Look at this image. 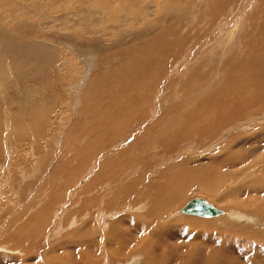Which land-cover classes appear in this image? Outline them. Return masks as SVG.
<instances>
[{
	"label": "rangeland",
	"instance_id": "obj_1",
	"mask_svg": "<svg viewBox=\"0 0 264 264\" xmlns=\"http://www.w3.org/2000/svg\"><path fill=\"white\" fill-rule=\"evenodd\" d=\"M15 1L0 0V37L58 48L49 47V61L38 55L36 65L23 60L13 71L0 38V264H106V225L99 222L98 233L93 227L97 205L121 231L155 243L158 258L148 264H193L181 249L201 234L198 239L210 243L205 236L211 226L232 228L228 210L240 215L251 205L264 208V193L258 196L254 188H264V0H149L157 13L149 33L121 39L116 47L112 35L103 33L104 55L92 61L90 75L73 49L79 37L60 32L52 38L56 27L42 28L41 15L16 5L39 13V0ZM66 59L67 78L58 67ZM243 178L247 189L229 195L230 182ZM169 185L179 193L164 204L167 216L155 215L156 225L143 212ZM195 197L223 215L181 214ZM162 222L170 226L163 229ZM144 225L155 228L148 235L137 232ZM140 258L107 264H143Z\"/></svg>",
	"mask_w": 264,
	"mask_h": 264
},
{
	"label": "bare ground",
	"instance_id": "obj_2",
	"mask_svg": "<svg viewBox=\"0 0 264 264\" xmlns=\"http://www.w3.org/2000/svg\"><path fill=\"white\" fill-rule=\"evenodd\" d=\"M3 1V0H1ZM15 1V0H14ZM8 2H13V0H8ZM16 2V1H15ZM38 2V1H37ZM39 2L41 3V10L39 11V13L34 12L33 9H29L26 8L23 9V7L19 6L17 3V7L18 9H20L21 11H25L27 14H34V16L37 15H41V18L44 19V21L42 22V28L46 29V28H50V27H56L52 32H51V37L56 39L55 37H53L55 34H58L60 32H63L62 36L65 38L64 33L65 32H70V38L71 37H79L80 38V42H74V44H72L70 41L69 43L71 45H74L73 49H75L78 53V55H82V57L84 59H82L80 62L84 65L87 66V69L85 71V73H88L90 75L91 70L93 69V60H95L96 58H98L99 55H104L101 54L103 52V50L106 48L104 47V44H101L99 42V40L102 39V37L106 34H110L112 35V37L114 38L115 42H113L112 44H114V46L112 47H116L118 46L119 40L122 39V41L126 38V37H130L131 36L133 38H139L142 37L144 34L147 35V33H149V22L151 21L152 17H156L157 13L154 11H151V9H149V7H151V5H148V3L151 4V1L149 0H80V3L78 5H76L75 3H70V0H39ZM35 4V3H34ZM248 4V3H247ZM14 5V4H13ZM15 5V6H16ZM33 5V4H32ZM135 5V6H134ZM253 5V4H252ZM25 7V5H24ZM11 8V6H10ZM33 8H35L33 6ZM36 9V8H35ZM14 10V9H12ZM61 10H64V12L60 13ZM67 10V11H65ZM199 11V10H198ZM37 13V14H36ZM49 13H54V15L52 16V18L47 19V17L49 16ZM20 14V13H19ZM18 16V15H17ZM16 17V15L12 14V17ZM26 19V18H25ZM47 19V20H46ZM15 20V19H14ZM27 20V19H26ZM17 21V20H16ZM13 21V22H16ZM23 22V21H22ZM25 22V21H24ZM107 24L106 26L104 25ZM27 24V22H26ZM39 24V23H38ZM18 25V24H17ZM24 25V24H23ZM29 25V24H28ZM40 26V25H39ZM15 28V27H14ZM155 28V27H154ZM17 29V27H16ZM41 29V28H40ZM153 29V28H152ZM64 30V31H63ZM45 31V30H44ZM43 31V32H44ZM151 31V30H150ZM48 31L43 33V36H47L46 33ZM134 32V33H133ZM17 33V32H16ZM103 33H106L104 35H102ZM5 34L1 35L2 37V46L4 48V50L8 53L10 59H11V65L13 66L12 69L13 71H15L14 69V65L18 64V63H22L23 60H28L30 63L36 65L39 58H37L38 55H40V58L43 59V63L49 61V47H52V52H55L56 49L58 48L57 46H49L47 45V43H37V42H32V41H22L19 39V41H16V39H14V41H11L8 37L4 36ZM0 37V38H1ZM177 39V38H176ZM151 40V39H150ZM149 43V42H148ZM57 45V44H56ZM133 45V44H132ZM108 47V46H107ZM110 47V46H109ZM111 47V48H112ZM131 48V47H130ZM130 48L128 49V51L130 50ZM23 49V50H21ZM36 49L37 51L35 53H33V50ZM113 49V48H112ZM115 49V48H114ZM113 49V50H114ZM148 49V48H147ZM27 50L31 53L27 54ZM73 51V50H71ZM125 51V50H124ZM4 52V53H6ZM33 53V54H32ZM64 54V53H63ZM74 54V53H73ZM3 55V54H2ZM154 55V53L152 54ZM7 56V55H6ZM62 56V55H60ZM110 56V55H109ZM112 56V55H111ZM154 57V56H153ZM62 58V57H61ZM6 59V57H5ZM9 59V58H8ZM104 59V58H103ZM108 59V58H107ZM70 60V58H69ZM69 60H62L60 63V71H63L62 65L65 62L67 65L71 64ZM73 60V59H72ZM98 60V59H97ZM100 60V65L102 63H104L102 61V59ZM143 60V59H142ZM145 60V59H144ZM59 61V59H58ZM151 61V60H150ZM141 62V61H140ZM146 62V61H145ZM51 64V63H50ZM72 64L75 66L78 64L77 60L74 59V61L72 62ZM93 64V65H92ZM99 64V63H98ZM112 64V63H111ZM10 65V66H11ZM29 65V64H28ZM109 65V64H108ZM72 67V66H71ZM79 68V67H78ZM100 68V67H99ZM73 69V68H72ZM77 69V68H76ZM50 70V69H49ZM48 70V71H49ZM0 72L1 69H0ZM18 72V71H17ZM69 69L67 68V71H65L63 74L65 75L64 77L67 78V75H72L69 74ZM4 74V73H3ZM30 74V73H28ZM5 75V74H4ZM16 75V74H15ZM9 76V75H8ZM7 76V79H8ZM61 78V77H60ZM63 78V77H62ZM84 81V79H83ZM4 82V81H3ZM82 82V81H81ZM22 83V82H21ZM31 87V86H30ZM38 93V92H37ZM78 96V95H77ZM27 99V98H25ZM31 100V99H30ZM76 100V99H75ZM81 102V101H80ZM22 103H24L22 101ZM23 108V107H22ZM78 108V107H77ZM72 109V108H71ZM156 109V108H155ZM148 112V111H147ZM152 113V112H151ZM223 113V112H222ZM135 114V113H134ZM148 114V113H147ZM153 114V113H152ZM201 114V113H200ZM199 113H196V117L194 118L196 121L199 119L198 118ZM14 117V116H13ZM12 117V118H13ZM16 117V116H15ZM75 117V116H74ZM90 117V116H89ZM264 117V116H262ZM106 118V117H105ZM193 119V120H194ZM258 119V118H257ZM264 119V118H263ZM160 120V119H158ZM1 122V121H0ZM183 122V121H182ZM0 124H3L0 123ZM22 125V124H21ZM237 125V124H236ZM14 126V125H13ZM23 126V125H22ZM234 126V125H233ZM114 128V127H113ZM16 129V128H15ZM20 130V129H19ZM148 130V129H147ZM22 131V130H21ZM25 132V130L23 131ZM22 132V133H23ZM228 133V132H227ZM223 137V136H222ZM9 142V141H8ZM5 145V144H4ZM120 145V144H119ZM125 154V153H124ZM217 154V153H216ZM120 156L121 152L118 154ZM139 155V154H138ZM99 157V156H98ZM103 157V156H102ZM59 158V157H58ZM225 158V157H224ZM235 158V157H234ZM237 158H240V156H238ZM168 159V158H167ZM233 159V157H232ZM242 159V158H241ZM8 160V159H6ZM245 160V159H244ZM169 162V161H168ZM234 162V161H233ZM236 162V161H235ZM255 162V160H254ZM228 163V160H227ZM238 163V162H237ZM264 163V162H262ZM261 163V164H262ZM250 164V163H249ZM248 164V165H249ZM255 164V163H254ZM253 164V165H254ZM257 164V163H256ZM237 165V164H235ZM91 166V165H90ZM239 166V165H238ZM262 166H264L262 164ZM246 167V166H245ZM237 168V167H236ZM235 168V169H236ZM263 171H264V167H262ZM241 169V168H240ZM258 170H259V166H258ZM257 170V171H258ZM261 170V171H262ZM215 171V170H214ZM237 171V170H235ZM246 168H243L241 170V173H245ZM90 172V171H89ZM135 172V171H133ZM152 172V171H151ZM234 172V170H233ZM215 173V172H214ZM91 174V173H90ZM94 174V173H93ZM235 174V173H234ZM110 176V175H109ZM221 176V175H220ZM248 176V175H247ZM246 176V177H247ZM230 177H234V176H230ZM236 177V175H235ZM239 176H237L238 178ZM249 178V177H248ZM256 178V177H255ZM259 178H261V176H259ZM263 178V177H262ZM167 179V178H166ZM228 178H226L225 180H227ZM232 179V178H230ZM121 180V179H120ZM119 180V181H120ZM180 180V179H179ZM239 180V179H238ZM250 180L253 181V178ZM264 182V179H262ZM186 181V180H185ZM249 181V182H252ZM142 182V181H141ZM170 182V181H169ZM168 182V184H169ZM172 182V181H171ZM170 182V183H171ZM176 182V181H175ZM230 182V181H229ZM89 183V182H88ZM143 183V182H142ZM158 183V182H157ZM186 183V182H185ZM212 183V182H211ZM231 188L232 189L230 191L237 193V191H242L244 188L247 189V183L245 181V178L241 179V181H236L233 182L231 181ZM256 183V182H255ZM108 184V183H107ZM162 184V183H161ZM214 184V183H213ZM259 184V183H258ZM114 185V184H113ZM153 185V184H151ZM227 185V184H225ZM224 185V186H225ZM257 185V184H256ZM168 186V185H163V187ZM170 187L172 185H169ZM186 186V185H185ZM220 186L218 183H215V187ZM253 186V184H252ZM158 186H155V188ZM182 187V186H181ZM254 187V186H253ZM144 188V187H143ZM180 188V187H179ZM219 190L221 189L220 187H218ZM255 189V193L257 191H259L257 194H260L258 196H261V194L264 193V188H257L254 187ZM164 190L159 189V192L161 193V196H158L156 202H154L155 206L154 208L149 209V212H143L144 213L150 215V219L152 220V218H155V215L158 214L159 211H161V213H164L166 216L169 213L168 212V207L165 208L164 204L168 203V201H170L171 199L173 200V198H176L178 196L179 190L177 192L174 191V188L172 190L169 188H163ZM181 189V188H180ZM210 189V188H209ZM158 190V189H157ZM215 190V189H212ZM228 190V189H226ZM137 191V190H136ZM222 191V190H221ZM244 191V190H243ZM182 192V190H181ZM220 192V191H219ZM252 192V191H251ZM135 193V191L133 192ZM217 193V192H216ZM224 193V190H223ZM233 193L229 194L232 195ZM238 194V193H237ZM246 195H248V197H250V194L253 195L254 192L252 193H245ZM227 195V196H229ZM245 195V197H246ZM255 196V195H253ZM256 196V197H258ZM215 197V196H214ZM243 197V195H242ZM261 198V197H260ZM262 198H264V195H262ZM93 199V198H92ZM145 199V198H144ZM178 199V198H177ZM203 199V198H202ZM222 201L224 199V197L221 198H217V200ZM246 199L243 197V200ZM146 200V199H145ZM144 200V201H145ZM155 200V199H153ZM171 200V201H172ZM261 200V199H260ZM128 201V200H127ZM135 201V200H134ZM143 201V200H142ZM264 201V199H263ZM262 201V202H263ZM141 202V201H140ZM210 203V202H209ZM244 203V202H243ZM245 203H247V201H245ZM244 203V204H245ZM264 203V202H263ZM95 204V203H93ZM106 204V202H105ZM108 204V203H107ZM140 204V203H139ZM211 205H213L212 203H210ZM92 205V204H91ZM122 205V204H121ZM95 206V205H94ZM100 205H97V210H94V214L96 217L93 220L95 222V225L93 226L96 230V228L99 226V222L103 223L104 225H106V233L102 234L104 235L103 238V250L105 249V255H106V264L107 261L109 262H113V261H122L128 258H133V257H137V260L140 258V256L143 260V264H148V262H154L157 258H158V247L155 245V243L148 245L146 244V240H141V239H136L132 234H133V230L131 231H121L119 226L117 224L114 223H109L108 219H105L107 217H113L112 214H107V211H103L101 210V206L100 209L98 210ZM151 206V205H150ZM214 206V205H213ZM96 207V206H95ZM114 206H112L113 208ZM133 207V206H132ZM174 207V206H173ZM216 209H218V212H216L213 215L210 216H196V215H190L187 213H183L180 212L181 214L184 215H188V216H193V217H198L200 218H216L219 217L220 215H223V211L219 208H217L216 206H214ZM104 208V206L102 207ZM115 208V207H114ZM136 208V207H135ZM183 208V207H182ZM264 208L262 206H258V204L256 205H251V209L250 211H248L246 208H243L242 212H244L245 214H243L242 212H240V215L237 214V211H232V210H228L227 213V219L228 222L232 225V228H228L226 229L225 225H223L224 227H217V226H211L209 227V230H206L207 232L209 231L210 234L205 236L208 239V236H210V239H212V241L206 242L204 243L201 239L198 238H202V234L200 235V237H196L194 239H197V242H193L191 244H187V247H185V249H181V251L187 252V256H184L186 258H188L189 256V262L190 261H194L195 263L193 264H219L218 262L222 261V259L228 260L229 258H235V261H233V263H228V261H224V262H220V264H250L251 262H253L252 264H264V252L261 249L264 246V211L259 212L261 210H263ZM133 210V209H132ZM1 212V211H0ZM139 212V211H138ZM132 213V212H131ZM105 214V215H103ZM126 214V213H125ZM142 214V213H141ZM161 215V214H159ZM164 215V216H165ZM147 216V215H146ZM135 217V216H134ZM223 217V216H222ZM224 217V220L227 221ZM237 217V218H236ZM99 218V220L97 219ZM148 218V217H146ZM158 218V217H157ZM160 218V217H159ZM164 218V217H163ZM181 218V217H180ZM191 219V218H190ZM12 219H9L7 223H11ZM128 220V219H127ZM142 220V219H141ZM148 220V219H147ZM156 220V219H154ZM165 219H163L164 221ZM216 220V219H215ZM223 220V221H224ZM15 221V220H13ZM120 221V220H119ZM129 221V220H128ZM179 221V220H177ZM182 221V219H181ZM194 221V220H193ZM122 222V220H121ZM145 222V221H144ZM159 221L156 220V225ZM174 222V221H173ZM171 222V223H173ZM207 222V221H206ZM90 223V222H89ZM169 222H162L161 225H159L160 227H169L170 224H168ZM194 223V222H193ZM228 223V224H229ZM5 224V223H4ZM119 224V223H118ZM144 224V223H142ZM208 224V223H206ZM205 224V226H206ZM214 224V223H213ZM227 224V223H226ZM227 224V225H228ZM101 225V224H100ZM122 225V223H121ZM124 225V224H123ZM191 225V224H190ZM210 225V224H209ZM208 225V226H209ZM6 225H4L5 227ZM129 226V225H128ZM130 226H132V224L130 223ZM143 226V225H141ZM152 226V227H151ZM154 225H150V229L149 227H147L146 225H144V227L139 228L137 230V232H145L148 235V231H150ZM204 226V227H205ZM207 226V227H208ZM229 226V225H228ZM88 227V226H87ZM102 227V226H101ZM127 227V226H126ZM157 228V226H156ZM2 229V228H1ZM0 229V230H1ZM32 229V228H31ZM35 229V228H34ZM42 229V228H41ZM101 229V228H100ZM205 229V228H204ZM14 230V229H13ZM162 230V229H161ZM190 230V229H189ZM19 231H21L19 229ZM26 231V230H25ZM33 231V230H32ZM92 231V230H91ZM158 231V229L156 230ZM38 232V231H37ZM36 232V233H37ZM82 232V231H81ZM93 232V231H92ZM99 231L96 230V233H98ZM167 232V231H166ZM197 232V231H195ZM212 232V234H211ZM94 233V232H93ZM92 233V235H93ZM131 233V234H130ZM161 233V232H160ZM198 233V232H197ZM206 233V232H205ZM125 234V235H124ZM149 236H152L153 232L151 231L149 233ZM182 234V232H181ZM192 234V233H191ZM17 235V234H16ZM96 235V234H95ZM126 236L127 238H123L122 236ZM133 237H132V236ZM155 235V234H154ZM243 235V236H242ZM238 238H237V237ZM93 237V236H92ZM141 238V237H140ZM146 238V237H145ZM182 238V237H181ZM190 238V237H189ZM204 238V237H203ZM102 239V238H101ZM100 239V240H101ZM193 239V240H194ZM88 240V239H87ZM86 240V241H87ZM201 240V242H200ZM216 240L219 241V243H216ZM199 241V242H198ZM208 241V240H207ZM85 242V241H84ZM93 242V241H91ZM89 242V246L90 243ZM135 242V243H134ZM211 242H215L213 245ZM82 243V242H81ZM158 243V242H157ZM156 243V244H157ZM1 244V243H0ZM51 244V243H50ZM92 244V243H91ZM129 244H132L131 246H129ZM217 244V245H216ZM96 246V245H95ZM102 246V245H101ZM1 247V246H0ZM191 249L189 250L188 249ZM196 248V249H194ZM210 248V249H209ZM264 248V247H263ZM186 249H188L189 251H187ZM175 250V249H174ZM180 250V249H179ZM173 251V250H171ZM11 252V250H10ZM169 252V251H168ZM207 252V253H206ZM242 252V254H240ZM104 254V253H103ZM181 254V253H180ZM27 255V254H26ZM170 255V253H169ZM186 255V254H185ZM17 256V255H16ZM24 256V255H23ZM38 257V255H36ZM69 256V255H68ZM171 256V255H170ZM183 256V253H182ZM206 256L210 259L207 260ZM242 256V257H241ZM19 257V256H18ZM33 257V256H32ZM245 257V259L247 260L245 262V259H243ZM185 258V259H186ZM6 259V258H5ZM19 259V258H18ZM22 259V258H21ZM23 260V259H22ZM239 260H243L244 263H242ZM92 262V261H91ZM95 262V260H94ZM184 262V261H183ZM4 263V262H3ZM2 263V264H3ZM69 263V262H68ZM67 263V264H68ZM105 263V261H104ZM27 264V263H26ZM41 264V263H40ZM55 264V263H54ZM94 264V263H93ZM111 264V263H110ZM113 264V263H112ZM125 264V263H124ZM191 264V263H190Z\"/></svg>",
	"mask_w": 264,
	"mask_h": 264
},
{
	"label": "water",
	"instance_id": "obj_3",
	"mask_svg": "<svg viewBox=\"0 0 264 264\" xmlns=\"http://www.w3.org/2000/svg\"><path fill=\"white\" fill-rule=\"evenodd\" d=\"M181 212L196 216H210L218 212V209L207 200L195 197L183 206Z\"/></svg>",
	"mask_w": 264,
	"mask_h": 264
}]
</instances>
